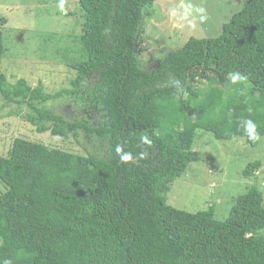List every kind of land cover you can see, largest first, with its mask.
Segmentation results:
<instances>
[{
	"label": "trees",
	"instance_id": "obj_1",
	"mask_svg": "<svg viewBox=\"0 0 264 264\" xmlns=\"http://www.w3.org/2000/svg\"><path fill=\"white\" fill-rule=\"evenodd\" d=\"M76 1L81 56L68 64L72 88L53 94L24 78L8 81V19L0 15V100L19 105L9 114L39 134L79 142L84 132L109 154L20 137L0 154V264H264L258 185L224 221L214 206L191 213L169 204L174 181L201 160L200 130L253 147L264 137V0H247L219 37L191 38L151 69L139 33L157 0ZM65 97L103 113L70 121L49 107ZM261 167L250 162L243 175Z\"/></svg>",
	"mask_w": 264,
	"mask_h": 264
},
{
	"label": "rangeland",
	"instance_id": "obj_2",
	"mask_svg": "<svg viewBox=\"0 0 264 264\" xmlns=\"http://www.w3.org/2000/svg\"><path fill=\"white\" fill-rule=\"evenodd\" d=\"M247 0H157L143 13V30L139 36L140 57L148 61V69L158 66L167 55L181 49L191 38L219 37L223 27L240 12ZM0 15L8 19L3 27L6 54L2 71L10 83L26 79L31 86L43 85L53 94L72 88L75 71L69 63L80 58L78 36L83 18L76 0H0ZM85 88V87H84ZM82 90L84 95L88 92ZM61 98L49 107L60 116L78 121L91 111L102 115L95 105H86L79 98ZM0 100V154H8L13 141L20 137L38 141L64 150L95 154L106 158L109 147L104 140L89 141L80 132L79 142L53 137L49 132L39 134L22 116L9 113L18 108L15 103ZM86 105V106H85ZM27 105L22 107L26 113ZM201 160L189 165L187 171L172 184L169 204L191 213L214 206L215 218L224 221L236 200L249 188L258 185L264 194V137L253 147L240 139L220 141L211 132L200 130L195 140ZM260 161L256 177L246 178L247 164ZM3 186L0 184V190ZM264 235V229L260 231Z\"/></svg>",
	"mask_w": 264,
	"mask_h": 264
},
{
	"label": "clouds",
	"instance_id": "obj_3",
	"mask_svg": "<svg viewBox=\"0 0 264 264\" xmlns=\"http://www.w3.org/2000/svg\"><path fill=\"white\" fill-rule=\"evenodd\" d=\"M117 151H119V149H117ZM122 159H124L125 161H127V160H131V159H132L131 154H125V155L122 157Z\"/></svg>",
	"mask_w": 264,
	"mask_h": 264
}]
</instances>
